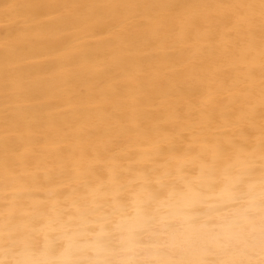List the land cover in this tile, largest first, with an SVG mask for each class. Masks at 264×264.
<instances>
[{"label":"bare ground","instance_id":"obj_1","mask_svg":"<svg viewBox=\"0 0 264 264\" xmlns=\"http://www.w3.org/2000/svg\"><path fill=\"white\" fill-rule=\"evenodd\" d=\"M0 264H264V0H0Z\"/></svg>","mask_w":264,"mask_h":264}]
</instances>
